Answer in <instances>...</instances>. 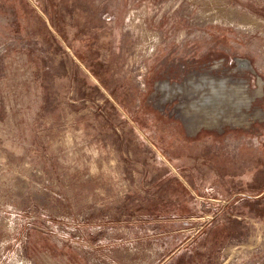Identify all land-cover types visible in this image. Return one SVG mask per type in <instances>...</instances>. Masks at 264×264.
<instances>
[{
    "label": "rangeland",
    "instance_id": "rangeland-1",
    "mask_svg": "<svg viewBox=\"0 0 264 264\" xmlns=\"http://www.w3.org/2000/svg\"><path fill=\"white\" fill-rule=\"evenodd\" d=\"M263 175L264 0H0V264H263Z\"/></svg>",
    "mask_w": 264,
    "mask_h": 264
},
{
    "label": "trees",
    "instance_id": "trees-1",
    "mask_svg": "<svg viewBox=\"0 0 264 264\" xmlns=\"http://www.w3.org/2000/svg\"><path fill=\"white\" fill-rule=\"evenodd\" d=\"M102 66V64H101V62H95V63H91L90 64V69H91V71L93 72V74L101 81V82H103V80H104V75L101 73V71H100V67ZM98 87L96 86L95 87V89H97ZM97 90H99V88L97 89ZM98 92V91H97ZM262 184L260 185V193L259 194H261L263 191H264V175H263V179H262ZM179 185L181 186V188L183 189V190H187V187L184 185L183 186V183L182 182H179ZM264 198V193L258 198V199H256L255 200V202H260V200H262ZM257 203V204H258ZM257 204H254L255 205V207H258V205ZM256 210V209H255ZM256 214H264V212H262V211H258Z\"/></svg>",
    "mask_w": 264,
    "mask_h": 264
},
{
    "label": "crops",
    "instance_id": "crops-1",
    "mask_svg": "<svg viewBox=\"0 0 264 264\" xmlns=\"http://www.w3.org/2000/svg\"><path fill=\"white\" fill-rule=\"evenodd\" d=\"M263 264H264V261H263Z\"/></svg>",
    "mask_w": 264,
    "mask_h": 264
}]
</instances>
